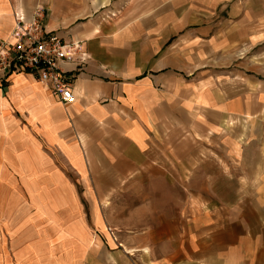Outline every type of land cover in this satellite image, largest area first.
Here are the masks:
<instances>
[{
	"label": "crops",
	"instance_id": "1",
	"mask_svg": "<svg viewBox=\"0 0 264 264\" xmlns=\"http://www.w3.org/2000/svg\"><path fill=\"white\" fill-rule=\"evenodd\" d=\"M96 3L0 0L88 57L0 72V264H264V0Z\"/></svg>",
	"mask_w": 264,
	"mask_h": 264
},
{
	"label": "built area",
	"instance_id": "2",
	"mask_svg": "<svg viewBox=\"0 0 264 264\" xmlns=\"http://www.w3.org/2000/svg\"><path fill=\"white\" fill-rule=\"evenodd\" d=\"M45 10L36 6L30 14L15 9L12 42L0 49V72L35 74L39 81L48 84L51 93L62 103H72L75 96L70 87L72 77L60 68L61 63L75 65L83 70L88 57L82 42L74 38L63 40L46 31ZM112 16V14H111ZM114 241L115 230L107 228Z\"/></svg>",
	"mask_w": 264,
	"mask_h": 264
},
{
	"label": "rangeland",
	"instance_id": "3",
	"mask_svg": "<svg viewBox=\"0 0 264 264\" xmlns=\"http://www.w3.org/2000/svg\"><path fill=\"white\" fill-rule=\"evenodd\" d=\"M89 3H90V5L92 4L91 1H89ZM98 3H99L100 6H102V8L98 12H95V11L92 10L91 11L92 16L93 17L103 18V19H108L111 16V12L108 11V0H97L96 5H98ZM137 33H138L136 35L137 38H143V36L144 37L146 36L144 33H142L140 31V28H138V32ZM151 37H153V35H148V38H151ZM172 38H175V37H172ZM251 51H252V49L250 50V52ZM237 53H239V52H237ZM237 53H236V55H237ZM53 155L56 156L54 152H53ZM64 174L68 178L69 181H71L74 185H77V177H76L75 173H73L71 171L64 170ZM110 205H116L118 207H123V206H125V202L122 200V201H117L116 203H113V204H110ZM114 219L117 220V222H119L122 219V216H119V214H117V216L114 217Z\"/></svg>",
	"mask_w": 264,
	"mask_h": 264
}]
</instances>
